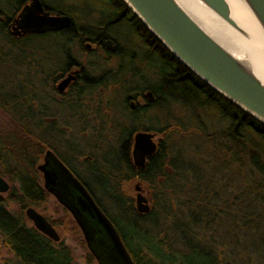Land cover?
Listing matches in <instances>:
<instances>
[{"label": "trees", "instance_id": "obj_1", "mask_svg": "<svg viewBox=\"0 0 264 264\" xmlns=\"http://www.w3.org/2000/svg\"><path fill=\"white\" fill-rule=\"evenodd\" d=\"M22 1L2 8L5 22L18 14ZM99 1L104 11L78 18L43 0L49 10L72 18L69 30L20 37L27 42L57 39L60 47L111 40L117 62L104 71L103 122L79 116L75 133L86 148L55 141V123L46 122L54 115L41 109L43 104L0 98V112L11 124L8 131L0 130V175L11 181L7 199L21 210L10 212L0 194V264H10L3 253L17 264H75L62 239L54 246L23 211L48 200L37 170L46 150L78 158L88 148L86 176L73 171L118 230L133 264H264L249 247V234L264 227V124L181 64L123 0ZM121 28L129 45L118 42L114 31ZM0 37L19 40L2 27ZM127 60L138 65L127 70ZM41 76L47 81L49 73ZM136 80L142 84L132 89ZM136 96L144 97V105L129 111L127 102ZM136 132L157 136V149L141 168L131 157ZM133 181L144 187L150 206L146 214H138L134 198L124 194L123 185ZM49 222L56 228L57 222Z\"/></svg>", "mask_w": 264, "mask_h": 264}, {"label": "water", "instance_id": "obj_2", "mask_svg": "<svg viewBox=\"0 0 264 264\" xmlns=\"http://www.w3.org/2000/svg\"><path fill=\"white\" fill-rule=\"evenodd\" d=\"M130 10L137 16L145 28L157 38L160 43L171 52L177 60L186 66L205 84L210 86L233 104L250 114L264 124V79L258 77L249 63L243 57L236 56L219 44L175 1V0H123ZM207 9L213 12L223 23L231 28L254 52L264 56V0H239L251 20V29L258 38H254L247 27H243L233 15L226 0H199ZM72 19L66 15L50 14L45 12L40 0H31L17 14L9 34L13 37L28 35H42L49 32L68 29ZM106 46L113 49L112 42L106 41ZM68 77L58 85V90L63 91L69 84ZM151 99V94H146ZM157 136L150 132H137L133 136L131 157L133 164L141 168L146 159L153 155L157 149ZM50 155L47 151L45 157ZM47 162L37 166L41 171L49 188L53 186V175L46 168ZM70 187L74 189L80 207L86 204L91 217L103 231L111 243L109 254L117 264H133L125 248L122 238L113 223L94 201L87 189L72 176H68ZM9 190L8 184L0 177V194ZM136 192L135 210L138 214H146L150 210L149 202L143 194L140 184L134 187ZM51 193L54 190L49 189ZM59 194V193H58ZM69 194H56L58 201L66 206L64 197ZM72 194V195H73ZM70 206V207H69ZM83 206V207H82ZM25 218L32 227L48 238L53 243L60 241V236L50 222L34 208L25 210ZM75 220L83 228V219ZM102 243L104 241L102 240ZM106 245V244H105ZM106 250V248H105Z\"/></svg>", "mask_w": 264, "mask_h": 264}, {"label": "rangeland", "instance_id": "obj_3", "mask_svg": "<svg viewBox=\"0 0 264 264\" xmlns=\"http://www.w3.org/2000/svg\"><path fill=\"white\" fill-rule=\"evenodd\" d=\"M44 1L54 10H67L68 12H72L73 14L75 13L78 18L90 15L94 10L104 11V8H101L99 0ZM13 3L14 0H0V5L4 6L8 10L13 6ZM123 30L124 28H121L120 30L114 32L117 34V36L120 37V39H118L120 45L126 46L129 45V39L124 37ZM18 39L19 40H7L4 37H0V98L8 100L9 103L14 104L22 99H26L28 101L36 100L37 103H42L45 107L41 109L46 110L47 113L54 115V117H48L46 122L54 121L55 116L58 117L59 122H64L69 118L70 112L69 110L67 111L65 108H63V106L54 107L53 105H51L49 101L50 98H48V96H50L51 94L49 93L48 89V91H45V93L43 92L42 84L44 82V78L41 76L44 70H46V72H48L50 75L52 65H54V61H60L62 59V56L59 54V52L61 51V47L57 43L58 40H52L51 38H49L45 40H39L38 42H27L25 40H21L20 38ZM71 52L74 56L80 57V60L84 61H87L88 59H97V56L99 55V53L96 51L79 52L78 45H73L71 47ZM128 61L129 60L124 63V68L127 70L130 68H135L136 65H138L137 60H134V63H130ZM116 62L117 59L114 58L108 62V66L114 68L116 67ZM131 83L134 86V88L132 89H138L142 84V82H139L137 80L136 82ZM54 123L56 125V122ZM10 125L11 124L8 118L4 116L2 112H0V130L6 132L9 130L8 127ZM62 127L65 131L68 129V132H70L68 133L62 130L64 134H76V126L74 124L65 126L63 123ZM71 127H73V130L71 129ZM83 140L84 139L82 138H70L65 142L74 143L76 148H84V144L86 143V141ZM89 150V148L86 149L83 155L78 158L81 160L83 157L89 155ZM65 151V148L60 149V152ZM8 160L9 159L7 158V156H5L4 161L6 163H9ZM39 163H42V158L40 159ZM82 164H86V162ZM1 170H3V168H1ZM0 177L8 184L10 189L12 184L9 178L5 175H0ZM136 184H140L143 190V194L147 198L143 185L136 181L123 185L124 194L127 197L134 198L136 194L134 187ZM8 191L4 194H1L5 200L6 208L13 214L19 215L21 213L20 208L14 202L7 199ZM73 192L74 189L70 187L69 194L64 197V200L70 205H73L74 203V195H72ZM107 207L110 213L115 216L116 210L111 208L109 204L107 205ZM34 209L40 214L45 215L49 221L57 222V225H55L56 228L54 229L60 236V239H62L63 245L70 249L72 260L75 264H97L94 258H89L88 250L86 248L83 236L79 228L76 226L74 220L70 215L66 213V211H64L62 206L57 203L54 197L49 195L48 200L41 207ZM25 210L23 211L24 214ZM230 218L231 216L227 217V220L229 221ZM26 223L29 225L28 222ZM102 240L106 244V250L110 251L111 243L105 235H102ZM53 245L56 246L57 243H53ZM249 247L253 249L255 253H257V258L259 260L264 261V227L262 224L258 227V231H252L249 234ZM2 257L8 259L10 264H17L16 261L12 260L11 256L6 253H3Z\"/></svg>", "mask_w": 264, "mask_h": 264}, {"label": "flooded vegetation", "instance_id": "obj_4", "mask_svg": "<svg viewBox=\"0 0 264 264\" xmlns=\"http://www.w3.org/2000/svg\"><path fill=\"white\" fill-rule=\"evenodd\" d=\"M30 1L31 0L22 1V6L20 7V10L25 5L29 4ZM40 2L45 12H49L52 15L58 14L49 10L48 6L43 2V0H40ZM2 8L8 10L4 6L0 5V27L5 28V30L9 32V30L13 26V21L17 17V15L12 20L5 22L4 12L2 11L3 10ZM69 28L56 32H62L66 30L68 31ZM106 41L108 40L88 41V42H84L82 46L80 47L78 46L79 52L96 51L99 53L98 55L99 57L97 56V59H93V60L88 59L87 61L80 60V57H76L73 55V53L71 52V47L73 45L72 46L68 45V47L65 46L61 47V51L59 52V54L62 56V59L60 61L58 60L54 61V65H52V69L48 80L43 82L42 89L44 91L49 90V93L51 94L48 97L50 98L49 101L51 105H53L54 107L63 106V108H65L67 111L69 110L70 112L69 118L66 119L64 122L62 121L59 122L58 117L55 116V119L53 121L56 122L55 125L56 135L54 136L55 141L58 140L67 141L70 138H74V139L82 138L76 134H63L58 129V126L59 125L63 126V123L65 126H69L70 124L71 125L74 124L75 126L78 125L79 116H84L86 119L89 120L90 123H93L96 120H101L103 122V119L105 118L104 110H103L104 107H102V105H104V92H105L104 85L107 83L106 75L104 71L106 68H112L111 66H108L109 65L108 62L114 58H117L116 56H114V52L116 51V44L112 41L113 49H110L106 46ZM68 77H71L69 84L66 86V88L63 91H59L58 85ZM144 100L145 99L142 96H136L134 99L128 100L127 104L129 106V111H133L135 105H144ZM38 105L40 107L42 103H38ZM61 129L65 131L63 127ZM65 132H68V129ZM133 136H132V144H133ZM83 137H87V135L84 134ZM47 151H50V155H48V157H45ZM89 159H90L89 156L83 157L80 160L79 158H76L68 153L67 154L60 153V155H58L53 150H46L42 157V163H39V165L47 162L46 168L53 175V186L52 187L50 186L48 188L46 186L42 172L38 171L40 174V184L50 196L54 197L57 203L60 206H62L64 211H66V213L72 217L76 226L79 228L83 236L89 256L91 258H94L97 264H117L115 263L114 258L109 254V251L105 250L106 245L102 243V235L104 233L100 228V226L96 223L95 218L91 217L90 215L91 213H89L86 204H83L84 206V207L82 206L83 209L80 207L82 201L79 200L80 203L77 204L76 200L78 198V194L76 192L73 194L75 207L69 206L71 210H69L66 206H63L58 201L56 196V194L58 196L59 194L62 195L63 193L67 194V191H69L71 184L68 182L69 181L68 176H72L77 182L82 184V182L79 180L80 178L75 175L76 173L73 170H76L81 175H86L87 171L84 169L85 165L82 163L89 161ZM51 188L54 190L53 193L49 191V189ZM59 197L61 199V196ZM79 215L83 219L82 221L83 228L80 227V225L77 223L74 217V216L79 217ZM125 248L127 249L126 245Z\"/></svg>", "mask_w": 264, "mask_h": 264}, {"label": "bare ground", "instance_id": "obj_5", "mask_svg": "<svg viewBox=\"0 0 264 264\" xmlns=\"http://www.w3.org/2000/svg\"><path fill=\"white\" fill-rule=\"evenodd\" d=\"M203 30L213 37L219 44L236 56L243 57L254 73L264 79V56L250 49L244 41L221 21L213 12L207 9L199 0H175ZM231 12L243 27L251 32L254 38L257 35L251 29V20L239 0H226ZM112 42V41H111Z\"/></svg>", "mask_w": 264, "mask_h": 264}]
</instances>
